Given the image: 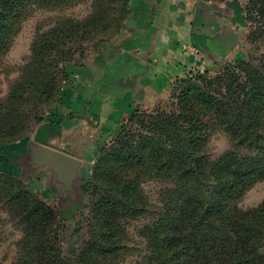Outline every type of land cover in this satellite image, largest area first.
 <instances>
[{
	"label": "trees",
	"instance_id": "1",
	"mask_svg": "<svg viewBox=\"0 0 264 264\" xmlns=\"http://www.w3.org/2000/svg\"><path fill=\"white\" fill-rule=\"evenodd\" d=\"M75 1L0 0V55L8 51L16 27L32 6L54 10ZM129 4L94 0L87 17L59 16L48 28L37 30L23 68L27 76L0 107V147L30 138L26 120L14 122L17 119L7 116L23 118L31 111L36 122L46 121L38 112L60 103L69 78L67 62L90 45L101 47L112 40L124 26ZM245 12L256 24L248 38L264 40V0H247ZM240 64L248 66L244 85L230 82L223 89L220 78L225 93L214 95L190 82L194 71L174 85L182 87L176 109L133 111L110 145L96 155L87 184L92 193L86 191L91 197L84 218L89 233L75 252L66 254L60 245L62 217L57 208L18 182L20 193L10 201L20 206L26 229L14 264H107V256L123 247L114 239L120 220L138 216L149 206L140 188L147 174L170 180L163 205L146 229L147 264H264V201L249 210L233 205L264 175V64ZM129 122H137L140 129L127 130ZM211 123L225 125L244 149L232 147L210 159L203 146ZM6 177L20 179L1 170L0 184Z\"/></svg>",
	"mask_w": 264,
	"mask_h": 264
},
{
	"label": "crops",
	"instance_id": "2",
	"mask_svg": "<svg viewBox=\"0 0 264 264\" xmlns=\"http://www.w3.org/2000/svg\"><path fill=\"white\" fill-rule=\"evenodd\" d=\"M129 8L110 43L67 66L60 103L24 140L29 165L38 146L78 158L82 169L91 165L136 108L153 109L196 70L183 44L201 50L206 69L246 54L243 0H130Z\"/></svg>",
	"mask_w": 264,
	"mask_h": 264
},
{
	"label": "rangeland",
	"instance_id": "3",
	"mask_svg": "<svg viewBox=\"0 0 264 264\" xmlns=\"http://www.w3.org/2000/svg\"><path fill=\"white\" fill-rule=\"evenodd\" d=\"M243 2L246 5L247 0H243ZM93 7L94 0H77L54 10L38 5L28 9L26 16L16 27L8 51L0 55V107L6 105L5 103L8 101V95L11 90L27 76L23 68L32 55V46L37 30L48 28L59 16H69L77 20L85 18L91 14ZM255 27V22L248 21L247 45H245L246 54L242 58L221 63L212 69L203 68L197 70L196 74H194L195 76L190 78V82L200 87H205L207 91H210L214 95L220 92L225 93V90L219 88L220 78H222L221 81L224 85L222 86L223 89L230 82L244 85L247 80L246 69L244 68L248 66L241 65L240 63L242 61L248 62L257 68H262L264 64V40L257 39L256 41H252L248 38ZM110 41L104 43L101 47L90 45L84 54L77 52L73 59L67 62L66 66L70 65V63L77 65L84 62L86 57H89L110 43ZM226 68L228 71H226ZM181 89V86L176 85L168 99L161 101L153 109H147L148 112H170L176 109L178 102L177 94H179ZM174 94L175 96L173 97ZM54 105L52 103L48 107L40 108L39 115L47 119L49 114L55 110L56 106ZM31 107L32 103L30 104ZM25 115L31 116L25 117ZM9 117L17 119L14 122L26 120L28 127L26 134L30 136L41 124L35 121L36 118H34L31 111L24 112L23 118L19 115L7 116V118ZM206 118H209V116H206ZM262 122L264 123V113ZM225 127V125H212L211 123V127L207 130V138L203 148L207 151L210 159H215L232 147L237 148L239 151L244 149L237 146L236 142L233 141L231 133ZM130 129L139 130L140 126L137 122H129L127 130ZM111 140L104 146L110 145ZM26 152L27 146L24 141L15 145H2L0 147V171H11L20 177V179L14 177L3 178L0 184V264H14L21 256V246L19 243L25 235L26 224L22 221L18 203L10 201L15 194L20 193L18 182L24 183L25 187L35 197L57 208L62 217V227L59 234L61 239L60 245L66 254H71L78 250L89 233V227L84 218L90 212L87 207L90 204L91 197L89 198V194L86 191L90 188L87 184L89 181H92V167L96 161L94 160L91 165L79 171L77 178L79 181L78 188L72 192H61L62 183L56 182L55 174L47 168L32 166L31 163L29 165ZM169 181L163 176L155 177L149 174L144 176L140 185L141 196L149 206L146 212L138 216L122 218L120 220V231L114 239L119 240L123 244V247L116 253L107 256V264H147L148 234L146 229L152 223L153 218L158 215V211L163 205L164 191L165 187L170 183ZM89 193H92V188L89 189ZM263 201L264 175L257 178L246 189L244 194L234 201L233 205L242 210H249L258 207Z\"/></svg>",
	"mask_w": 264,
	"mask_h": 264
},
{
	"label": "water",
	"instance_id": "4",
	"mask_svg": "<svg viewBox=\"0 0 264 264\" xmlns=\"http://www.w3.org/2000/svg\"><path fill=\"white\" fill-rule=\"evenodd\" d=\"M32 163L35 166H45L55 174L57 183L61 184V192L74 191L78 180L82 162L65 152L54 150L47 146H38L32 154Z\"/></svg>",
	"mask_w": 264,
	"mask_h": 264
},
{
	"label": "built area",
	"instance_id": "5",
	"mask_svg": "<svg viewBox=\"0 0 264 264\" xmlns=\"http://www.w3.org/2000/svg\"><path fill=\"white\" fill-rule=\"evenodd\" d=\"M183 49L187 52V54L191 57V59L195 63L197 67L195 71L201 70L202 67L204 68L205 66L204 57L202 55L201 50L197 46L192 45L190 43H185L183 44Z\"/></svg>",
	"mask_w": 264,
	"mask_h": 264
}]
</instances>
